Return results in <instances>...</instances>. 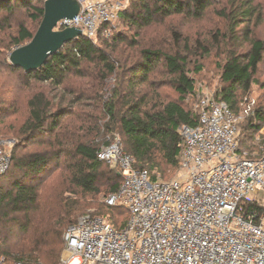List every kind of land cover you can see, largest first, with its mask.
Instances as JSON below:
<instances>
[{"label":"trees","instance_id":"1","mask_svg":"<svg viewBox=\"0 0 264 264\" xmlns=\"http://www.w3.org/2000/svg\"><path fill=\"white\" fill-rule=\"evenodd\" d=\"M45 1L0 0V137L12 136L20 142L12 150L9 170L0 177V257L24 264H59L67 228L90 212L107 218L117 230L128 222L130 213L123 225L110 215L111 210L126 208L105 202L123 183L119 171L98 158L102 146L110 143L108 135H122L124 151L152 180L159 178L152 172L156 169L178 170L179 130L199 124L197 113L186 106L196 83L189 77L187 57L140 39L158 18L198 17L214 0H129L127 6L133 10L125 8L120 16L134 29L132 36L121 34L108 42L103 37L109 28L105 25L96 39L74 40L39 71L27 73L14 67L9 56L34 38L44 18ZM230 1L231 10L222 15L229 24L227 35L235 44L248 40L250 50L225 61L224 86L215 98L237 113L239 97L250 93L264 63V40L249 38L248 30L253 21L263 22V10L261 0ZM171 35L174 50H191L180 31ZM197 43L196 50L207 55V46ZM161 65L178 94L176 102L164 106L152 93L156 83L151 75ZM58 90L63 92L60 99ZM21 116L20 126L13 128ZM253 117L259 124L248 121L241 148L264 124L262 112ZM54 164L59 176L42 184ZM102 194L104 200L99 202ZM250 213L264 217L259 204L241 203L238 214Z\"/></svg>","mask_w":264,"mask_h":264},{"label":"built area","instance_id":"2","mask_svg":"<svg viewBox=\"0 0 264 264\" xmlns=\"http://www.w3.org/2000/svg\"><path fill=\"white\" fill-rule=\"evenodd\" d=\"M77 1L79 14L55 30L77 28L96 39L103 26L118 21L129 0ZM194 111L199 124L179 130V167L172 179L152 180L120 141L102 146L99 160L123 179L105 202L126 208L129 220L117 230L94 212L81 216L64 234L59 264H264V217L238 214L243 202L264 209V157L248 158L242 150L244 118L227 103L198 97ZM11 157L0 145V177ZM0 264L24 263L0 257Z\"/></svg>","mask_w":264,"mask_h":264},{"label":"rangeland","instance_id":"3","mask_svg":"<svg viewBox=\"0 0 264 264\" xmlns=\"http://www.w3.org/2000/svg\"><path fill=\"white\" fill-rule=\"evenodd\" d=\"M259 2L262 4L263 22L261 24H256V22L253 21L250 24V28L248 29L250 34L249 38L255 35L259 39L264 40V0ZM130 7L131 5H128L125 10H133ZM229 8L231 10L230 0H214L210 3L207 10L198 17L175 16L167 18L166 20L158 18L154 27L142 33L140 41L146 44L161 45L166 51L173 53L178 52L182 56L188 58V74L196 83L195 93L190 95L187 99L186 106L190 110L194 109L198 97L216 99V94L220 92L224 86L221 80V67L224 65L225 61L233 54H246L250 50L248 40H243L242 43L235 44V42L233 43L228 37L229 24L223 19L222 15L224 12L226 14ZM29 25L31 26L32 24ZM108 30L107 34L105 32L103 33V37L108 42H111L115 36L121 34L132 36V30L134 29H132L131 26H127L126 23H123L120 16L118 21L111 25ZM172 30L177 32L180 31L183 34L185 42L188 44L190 42L191 50H174V38H172L171 35L173 32ZM218 32H221V35H218ZM241 34H244V32ZM197 41H201L207 46V55H203L204 52L202 50H196L197 45H199ZM97 43L99 42L97 41ZM182 45H185V43ZM182 48L184 49L185 47L182 46ZM198 67H202L199 73ZM151 78L152 81L156 83V89L152 93L155 94L157 103L164 106L170 102L177 101L178 94L171 87L170 83L172 79L162 65L151 75ZM144 90L148 91L147 89ZM55 94L58 95V99L63 96L61 90L56 91ZM66 98L68 99L69 97ZM240 98L241 97H239L240 102L236 105V114L242 115L244 118L241 123L242 126H240L244 141L247 135L246 127L248 121L252 120L253 123L259 124L253 116L256 111H260L264 114V63L260 66L259 72L254 78V84L250 93L242 97L245 99L244 102L241 101L242 98ZM246 111H248L249 115H247ZM22 120V116L18 117L13 124V128L17 129ZM260 129L261 130L257 133L258 135H256L255 138L249 140L248 144L242 145L248 158L264 157V124ZM108 139L109 142L120 141L123 147L124 139L118 132L113 133V135H108ZM17 144H20V142L12 136L0 137V145H5V148L10 151L11 154L14 145ZM55 169L56 164L51 167L50 174L45 177L42 184L47 185L59 176V172H55ZM152 172L163 180L172 179L177 174V170L175 169H171L166 173L161 172L160 169H156ZM98 200L102 202L104 200V194H102ZM110 215L119 225H123L127 222L129 212L127 210H111ZM70 264H79V261L75 259Z\"/></svg>","mask_w":264,"mask_h":264},{"label":"water","instance_id":"4","mask_svg":"<svg viewBox=\"0 0 264 264\" xmlns=\"http://www.w3.org/2000/svg\"><path fill=\"white\" fill-rule=\"evenodd\" d=\"M77 0H46L44 18L34 38L25 46L14 50L9 62L27 73L39 71L66 44L84 37L77 28L56 31L58 23L64 19L72 20L80 12ZM121 176V174H118Z\"/></svg>","mask_w":264,"mask_h":264}]
</instances>
